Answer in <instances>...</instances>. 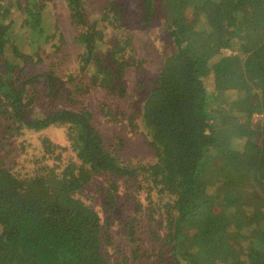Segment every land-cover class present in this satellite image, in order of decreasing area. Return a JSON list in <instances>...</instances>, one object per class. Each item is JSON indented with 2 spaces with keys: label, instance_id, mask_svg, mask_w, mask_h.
Segmentation results:
<instances>
[{
  "label": "trees",
  "instance_id": "obj_1",
  "mask_svg": "<svg viewBox=\"0 0 264 264\" xmlns=\"http://www.w3.org/2000/svg\"><path fill=\"white\" fill-rule=\"evenodd\" d=\"M47 1L0 0L2 138L58 127L67 141L43 134L41 153L26 157L23 173L0 154V264H128L126 253L117 258L124 242L134 244L133 259L156 264L164 254L168 264H264V0H136L138 22L148 29L163 17L174 49L142 101L144 130L135 111L108 102L101 111L128 137L147 138L148 163L124 148L122 136L105 138L84 104L97 89L125 97L127 69L143 62L131 47L126 7L107 0L91 18L88 0H66L79 50L71 57L64 34L47 20ZM218 6L220 18L206 13ZM45 53L50 62L42 72L21 75V63L40 64ZM225 75L257 86H216ZM42 101L50 111L39 115ZM222 114L229 116L215 118ZM12 150L22 153L24 146ZM66 151L73 157L64 161ZM100 177L107 212L119 206V193L128 198L130 183L139 213L166 228L152 231L150 249L136 235L134 218L121 226L76 196ZM240 209L248 221L238 222Z\"/></svg>",
  "mask_w": 264,
  "mask_h": 264
},
{
  "label": "rangeland",
  "instance_id": "obj_2",
  "mask_svg": "<svg viewBox=\"0 0 264 264\" xmlns=\"http://www.w3.org/2000/svg\"><path fill=\"white\" fill-rule=\"evenodd\" d=\"M24 3L26 0H20ZM89 5L87 13L94 18L95 15L100 11V8L103 6L107 0H88ZM122 6L127 9V17L125 19V25H128V28L131 30L132 36V49L139 59L143 62L139 66L131 67L127 69L123 82L127 88V95L125 97L120 98H111L106 96L102 90H93L90 92L84 100V104L90 108L93 114V122L95 126L102 131L105 138H110L112 140H116L117 137L122 136L125 139L124 148L129 150L131 153H137L139 160L143 163H148L152 160V150L148 146L147 138L145 136H131L128 137V134L123 129V126L119 124L115 125L113 123H106L103 113L101 111V106L108 102L110 105H120L122 109L127 112L135 111L137 113V122L140 124L141 130L143 129L141 119V106L142 101L145 98L148 89L153 85L154 79L157 76L159 69L163 63L165 57L174 49L172 40L169 36V32L167 31L163 17L157 16L156 19H153L151 22L150 28L146 29L143 24L138 22V9L136 8V0H119ZM87 3V2H86ZM87 6V5H86ZM222 7H213L207 10V14L215 17L216 19L222 16ZM17 13V12H15ZM47 20L52 24V26L57 25L64 34V40L67 41L66 44H62V48L66 50V52L71 54V57L74 56V53H77L78 47L72 42V29L69 27L68 20V7L66 0H50L47 1ZM190 15L189 12L186 13L185 17L187 21L190 20L188 17ZM11 17H17L14 13L10 14ZM21 15H19V19ZM117 23V21L115 22ZM120 23H117L118 25ZM18 24L16 23V28ZM52 31V30H51ZM116 30H113L109 33V36L113 37ZM54 39V38H53ZM54 40H57L56 38ZM58 42V41H57ZM223 52L229 54L230 51L226 49H222ZM44 61L40 64H31V63H21L20 68L22 71L21 75L30 72H42L46 65L50 62L49 54H44ZM74 63V62H73ZM1 65L3 63L1 62ZM74 66V65H73ZM72 66V67H73ZM2 69V67H1ZM19 71V67H16L15 73ZM142 83V86L140 85ZM215 84L221 88H246L253 89L256 88L257 84L255 80H241L237 76L225 75L223 77H216ZM45 104L44 101L39 103L37 108V113L39 115H44L50 111L49 107ZM228 114L216 115V119L225 120L227 119ZM261 118L260 115H255L254 118ZM4 121L0 118V154L7 157H10L6 160V163L11 170H15V172H25L28 170V162L27 158H31L33 155L38 156L41 153L42 146L40 144V138L43 134L48 135L54 142L59 144H65V137L63 136V132L58 127H51L49 129H44L41 132H35L31 130L24 129L20 135L13 137L11 141H4L2 138V134L5 133ZM67 142V141H66ZM12 143V148H8V144ZM24 146V152L20 153L13 151L14 147ZM11 150V151H10ZM70 150V149H69ZM73 157L71 151H66L63 154V160L66 161L67 157ZM106 185L105 177L100 178H92L87 183V186L82 188V190L76 192V196L80 197L85 203L90 204L94 208L97 209L100 215L107 217L109 213L112 214V218L114 221L122 222L121 226L125 224V222L129 219L134 218V225L137 229L138 236L144 238L143 248L150 249L154 244V235L152 231H156L159 234H164L166 232V228H161L157 225L156 222L146 221L145 216L141 215L139 212V206L137 205L134 198L135 189L129 183V195L126 197L125 193H119L117 198V206L114 211L107 212L106 201L104 198V194H102L101 186ZM121 189H124L122 187ZM142 205H146L145 193L140 196ZM138 200V199H137ZM135 201V202H134ZM105 204V206H104ZM119 207V208H118ZM238 222L243 223L244 221H248L249 217L247 213L240 209L237 214ZM112 220V221H113ZM113 221L114 226L116 225ZM118 228V227H115ZM122 237V236H121ZM120 237V238H121ZM123 239V238H122ZM122 248L123 251H118V260L124 255L127 254L129 261L128 264H156L153 258L151 259H133L131 254V247L133 245L126 244ZM124 252V253H123ZM169 255L164 254L163 261L161 260L158 264H168Z\"/></svg>",
  "mask_w": 264,
  "mask_h": 264
}]
</instances>
